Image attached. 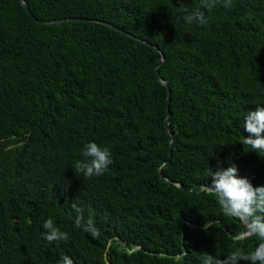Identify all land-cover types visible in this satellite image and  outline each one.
I'll list each match as a JSON object with an SVG mask.
<instances>
[{
	"label": "trees",
	"instance_id": "1",
	"mask_svg": "<svg viewBox=\"0 0 264 264\" xmlns=\"http://www.w3.org/2000/svg\"><path fill=\"white\" fill-rule=\"evenodd\" d=\"M24 1L37 20L96 19L157 46L171 94L151 46L99 23L40 24L0 0V264H203L254 250L212 196L166 182L158 166L167 117L164 178L192 190L232 165L264 186V153L240 143L244 116L264 107V0ZM198 9L205 22H186ZM88 142L113 161L99 177L74 168ZM48 218L67 240L43 238Z\"/></svg>",
	"mask_w": 264,
	"mask_h": 264
},
{
	"label": "clouds",
	"instance_id": "2",
	"mask_svg": "<svg viewBox=\"0 0 264 264\" xmlns=\"http://www.w3.org/2000/svg\"><path fill=\"white\" fill-rule=\"evenodd\" d=\"M218 3H221V0H200L199 7L211 9ZM222 6L226 9L231 8L233 2L222 0ZM194 19L201 24L205 22L204 15L199 9L187 16L186 22H192ZM242 129L247 135L243 136L240 143L247 145L256 153H264V107L258 106L254 111L247 112L243 118ZM81 156L83 159L76 160L74 168L76 173L85 178L103 175L113 163L108 149L101 148L95 142L86 143ZM209 172L211 183L205 185L204 190L215 199L224 216L235 218L242 223L243 230L237 239L256 237L259 243L248 253L237 249L222 260L205 254L203 264H240L241 261L247 264H264V186L254 187L248 179L238 178L237 169L232 165L223 170ZM75 210L78 213L76 226L81 227L83 214L78 207ZM211 226L212 222H207L203 227L206 231ZM42 228L45 230L43 238L48 242L68 239V234L61 232L52 218L44 220ZM85 230H90L93 235L97 234L91 219L85 224ZM57 264H73V261L64 255Z\"/></svg>",
	"mask_w": 264,
	"mask_h": 264
},
{
	"label": "water",
	"instance_id": "3",
	"mask_svg": "<svg viewBox=\"0 0 264 264\" xmlns=\"http://www.w3.org/2000/svg\"><path fill=\"white\" fill-rule=\"evenodd\" d=\"M23 9L37 22V23H40V24H55V23H62V22H68V21H88V22H93V23H99V24H102V25H105L123 35H126L132 39H135L139 42H142L148 46H151L152 48H154V50H156L159 54H160V61L159 63L156 65V74H157V77H158V81L164 85L167 89H168V83L166 81H164L162 78L159 77V71H158V68L159 66L164 62V55L162 54L161 50L151 44V43H148L147 41H144L142 39H140L139 37H136V36H133L132 34L108 23V22H104V21H100V20H96V19H81V18H73V19H70V18H64V19H56V20H51V21H41V20H37L30 12V9L28 7V4L24 1V0H19ZM170 90L168 89V95H167V99H168V103H169V100H170ZM164 123H165V127L167 128V131L169 132L170 134V142H169V150H168V154H167V159L165 161H163L159 166H158V171H159V174L161 176V178H163L166 182L170 183V184H173L175 186H177L178 188L182 189V190H185L187 193L189 194H195L197 192H199L200 190H204V186L205 185H202V184H196L195 187L192 189V190H188V189H185L183 187L182 184L178 183V182H174L170 179H167V178H164L160 169L163 165H165L169 160H170V157H171V154H172V138H173V134L170 132V129H169V124H168V120H167V117L165 118L164 120ZM224 229V228H223ZM226 234L228 236H231V234L229 232H226ZM239 236V235H238ZM238 236H235L233 237L234 239H237ZM141 247L140 246H133L131 249L128 250V252H134V251H137V250H140ZM108 264V263H107Z\"/></svg>",
	"mask_w": 264,
	"mask_h": 264
}]
</instances>
